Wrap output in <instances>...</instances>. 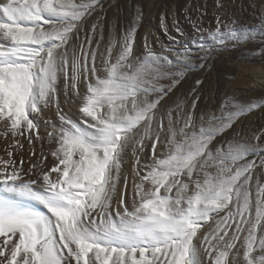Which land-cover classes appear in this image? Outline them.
Masks as SVG:
<instances>
[{
  "label": "snow or ice",
  "instance_id": "6c2138e0",
  "mask_svg": "<svg viewBox=\"0 0 264 264\" xmlns=\"http://www.w3.org/2000/svg\"><path fill=\"white\" fill-rule=\"evenodd\" d=\"M225 8L214 29L189 17L218 48L250 39ZM104 13L103 0H0V264H264V144L235 127L264 100L199 107L202 81L182 86L211 49L193 53L162 18L170 43L145 38L138 55L137 12L101 50ZM50 110L49 153L25 168L13 149L43 143Z\"/></svg>",
  "mask_w": 264,
  "mask_h": 264
},
{
  "label": "rangeland",
  "instance_id": "374dc122",
  "mask_svg": "<svg viewBox=\"0 0 264 264\" xmlns=\"http://www.w3.org/2000/svg\"><path fill=\"white\" fill-rule=\"evenodd\" d=\"M103 3L105 19L101 23L104 24L105 39L102 42L101 50L107 46L109 27L115 23L113 35L119 40L123 31L132 25L135 15L139 12L141 19L137 25L135 51L138 55L143 54L145 38L153 50L162 51L164 45L170 43L168 35L162 30L161 21L163 18L164 23L168 26V34L182 39L193 53L203 55L199 48L200 43L211 49L210 59L207 61L208 67L189 73L185 78L187 81L182 86L185 88L183 91L185 90L184 92L187 93L195 86L196 79L202 81L199 88L201 93L199 107L207 102L210 107H216L225 95L242 103L264 100V0H224L226 8L220 14L226 21L235 20L241 31L247 33L250 39L239 42L228 41L226 47L223 48H218L213 41L208 39L206 32L201 40L200 34L194 30L191 23V20H196L201 12H206L202 27L214 29L217 15L216 0H103ZM224 12L227 15H224ZM94 19L95 17H93ZM177 24L184 31L183 37H179L175 32ZM113 55H115V51ZM245 86L248 89L251 88L246 90ZM60 100L64 111L76 118L77 106L65 102L63 95ZM56 121L60 123L54 110L45 112L44 119L38 121L40 134L45 137L43 143L34 141V145H29L28 141L23 139V148L13 149V157L17 162L23 158L26 164L24 167L27 168L30 159L35 161L42 152L45 155L49 153L50 145L47 142L46 133L51 129L53 123H57ZM235 127L241 133V138L249 142L264 144V136L260 141L254 140L256 135L264 133V109H255L241 117ZM6 148H8V144L0 139V156L6 155ZM33 151L36 153L35 157L32 156ZM53 163V159L49 156L47 164L51 166ZM125 164L123 172L127 174L129 168L131 172V166L128 162ZM125 168L128 171H125ZM260 171L262 170H257L256 175H259ZM261 180L264 181V176H261ZM41 210L47 211L42 206Z\"/></svg>",
  "mask_w": 264,
  "mask_h": 264
},
{
  "label": "bare ground",
  "instance_id": "6f19581e",
  "mask_svg": "<svg viewBox=\"0 0 264 264\" xmlns=\"http://www.w3.org/2000/svg\"><path fill=\"white\" fill-rule=\"evenodd\" d=\"M186 81H187V80H186ZM253 83H254V82H253ZM241 84H242V83H241ZM256 84H257V83H256ZM238 85H239V84H238ZM244 85H245V84H244ZM249 85H250V84H249ZM246 86H247V85H246ZM246 86H245V87H246ZM252 86H253V85H252ZM248 87H249V86H248ZM239 88H240V87H239ZM250 88H251V87H250ZM250 88H249V89H250ZM183 89H185V88H183ZM244 89L247 90L248 88L246 87V88H244ZM249 89H248V90H249ZM184 91H185V90H184ZM240 92H241V91H240ZM205 104L208 105L209 103L207 102V103H205ZM203 106H204V103H203V105H202L201 107H203ZM208 106H209V105H208ZM209 107H210V106H209ZM56 122H57V121H56ZM52 125H55V126L59 127L60 123L57 122V123H53ZM25 141H26V140H25ZM24 143H25V142H24ZM33 145H34V144H33ZM158 147H159V145H158ZM126 162H128V164H129V165L131 166V168H132V162L129 161V160H127ZM25 165H26V164H25ZM125 165H126V164H125ZM129 165H128V166H129ZM130 166H129V167H130ZM127 168H128V167H127ZM127 168H125V171L127 170ZM127 171H128V170H127ZM125 173H126V172H125ZM129 173H131V172H130V168H129ZM129 173H127V175H128ZM129 178L131 179V175H129ZM122 183H123V181H121V184H122ZM130 202H131V201H130ZM129 204H130V203H129Z\"/></svg>",
  "mask_w": 264,
  "mask_h": 264
}]
</instances>
